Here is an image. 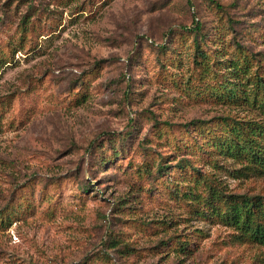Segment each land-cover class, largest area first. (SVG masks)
Wrapping results in <instances>:
<instances>
[{
  "label": "rangeland",
  "instance_id": "374dc122",
  "mask_svg": "<svg viewBox=\"0 0 264 264\" xmlns=\"http://www.w3.org/2000/svg\"><path fill=\"white\" fill-rule=\"evenodd\" d=\"M244 56L264 78V0H0V264H264L203 206L264 174L189 125L264 123L215 96Z\"/></svg>",
  "mask_w": 264,
  "mask_h": 264
},
{
  "label": "trees",
  "instance_id": "16d2710c",
  "mask_svg": "<svg viewBox=\"0 0 264 264\" xmlns=\"http://www.w3.org/2000/svg\"><path fill=\"white\" fill-rule=\"evenodd\" d=\"M216 7L219 8V5H216ZM199 31L200 27L196 23L195 28L189 30V33L194 34L192 45L195 51L194 55L204 59L206 57L205 53L199 49L197 41ZM238 49L240 50L239 47ZM240 54L242 53L240 52ZM250 62L245 56L241 62L228 61L227 70L229 75L240 81L245 80L246 88L237 89L234 85L232 87L223 85L220 88L222 91L215 94V96L223 103L238 102L253 108L259 112L264 120V78L256 77L255 81L248 79V63ZM195 63L201 64L200 61H195ZM209 123L210 126L206 127L205 125ZM211 124L212 122L198 121L189 123L192 127L198 126L199 133L211 136L210 140H205L198 133L197 138H202L204 145L228 157L243 160L247 169L264 174V123L243 124L241 121L221 118L217 128ZM216 129H222L220 130L221 133H217ZM197 142L196 140L195 144ZM176 149L180 150L181 145H177ZM185 167H189L188 161L185 165L179 162L174 168L184 170ZM214 202L224 204L222 211L220 209L216 211L218 216H221L224 221L232 224L238 230L248 234L257 244L264 247V197H223L220 192L211 191L209 188L207 201L203 203V206L214 211L216 210Z\"/></svg>",
  "mask_w": 264,
  "mask_h": 264
}]
</instances>
